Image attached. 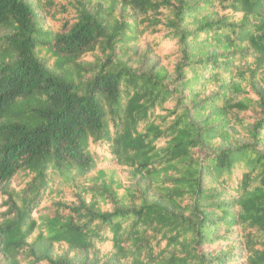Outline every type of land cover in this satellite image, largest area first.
Returning a JSON list of instances; mask_svg holds the SVG:
<instances>
[{
	"label": "trees",
	"instance_id": "obj_1",
	"mask_svg": "<svg viewBox=\"0 0 264 264\" xmlns=\"http://www.w3.org/2000/svg\"><path fill=\"white\" fill-rule=\"evenodd\" d=\"M81 252L264 264V0H0V264Z\"/></svg>",
	"mask_w": 264,
	"mask_h": 264
},
{
	"label": "rangeland",
	"instance_id": "obj_2",
	"mask_svg": "<svg viewBox=\"0 0 264 264\" xmlns=\"http://www.w3.org/2000/svg\"><path fill=\"white\" fill-rule=\"evenodd\" d=\"M146 47H147V45L145 44L142 47L134 46L133 49H135L136 51H139L141 53V52H143L144 49H146ZM155 61H156L155 56H151L149 63L152 64ZM34 251L37 254H46V255H52V252H53L52 248L46 242H39L38 244H36L34 246ZM93 261H94V258L92 256V254H90V253L81 252L80 254H78L75 257V262H77L79 264H92ZM109 264H117V263H115L114 261H111Z\"/></svg>",
	"mask_w": 264,
	"mask_h": 264
}]
</instances>
